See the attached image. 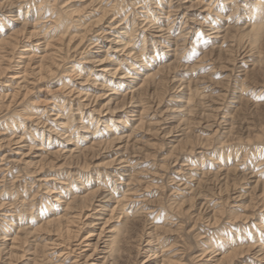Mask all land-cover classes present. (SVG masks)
<instances>
[{
    "label": "rangeland",
    "instance_id": "1",
    "mask_svg": "<svg viewBox=\"0 0 264 264\" xmlns=\"http://www.w3.org/2000/svg\"><path fill=\"white\" fill-rule=\"evenodd\" d=\"M0 264H264V0H0Z\"/></svg>",
    "mask_w": 264,
    "mask_h": 264
},
{
    "label": "bare ground",
    "instance_id": "2",
    "mask_svg": "<svg viewBox=\"0 0 264 264\" xmlns=\"http://www.w3.org/2000/svg\"><path fill=\"white\" fill-rule=\"evenodd\" d=\"M260 3V2H259ZM213 26V25H212ZM215 34V33H214ZM202 61V60H201ZM162 68V67H161ZM163 68H164V66H163ZM162 68V69H163ZM166 68V67H165ZM159 74H161V72L159 73ZM154 76V75H153ZM157 76V75H156ZM141 89V88H140ZM118 140H120V139H118ZM116 141H117V139H116ZM95 196H97V195H95ZM81 198V197H80ZM109 199V198H108ZM85 201H86V199L84 198V199H80L77 203L79 204L80 203V205L82 206V205H84L85 204ZM68 202V201H67ZM105 202H106V200H105ZM77 203H73V202H70V203H67L66 204V206H65V209H64V214L62 215V216H60V217H57V218H55L54 220H52L51 222H49L48 224H49V226H53V227H55V228H57V230H59V232L61 231V230H63V229H66L65 230V232L66 233H68L69 232V230H68V227L71 225V224H73V221H74V218L76 217V216H70V215H72V211H73V209H74V207H75V204H77ZM77 214V213H76ZM47 225V224H46ZM46 229V228H45ZM48 229V228H47ZM57 233V232H56ZM55 233V234H56ZM62 234V233H61ZM56 237V236H55ZM89 237V236H88ZM61 240V239H60ZM59 245V244H58ZM149 245V244H148ZM51 246H53V245H51ZM54 248V247H53ZM50 254V253H49ZM231 256V255H230Z\"/></svg>",
    "mask_w": 264,
    "mask_h": 264
}]
</instances>
